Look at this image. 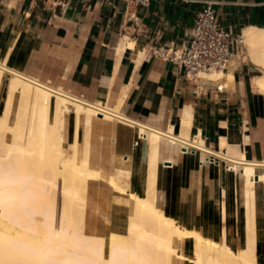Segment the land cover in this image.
<instances>
[{
    "label": "crops",
    "instance_id": "0c3cea01",
    "mask_svg": "<svg viewBox=\"0 0 264 264\" xmlns=\"http://www.w3.org/2000/svg\"><path fill=\"white\" fill-rule=\"evenodd\" d=\"M205 2L226 31L264 30V0H150L147 7L130 0H0L1 66L88 105L114 110L133 124L89 117L70 107L59 114L56 98L50 100L49 123L59 131L61 155L96 176L87 180L84 193L85 234H125L133 214L131 196L147 197L153 167L154 204L167 218L234 253L246 250L242 172H226L222 162L200 165L205 154L189 155L166 139L154 154L149 137L152 130L170 133L234 160L264 163V93L253 86V79L264 74L250 62L247 48V59L224 73L226 78L196 85L185 80L179 67L153 55L156 47L182 50L188 45ZM12 80L8 72L0 80V119ZM20 97L15 93L11 98L10 125ZM140 127L146 129L141 138ZM263 172V167L255 169L257 175ZM262 191L257 183L254 249L259 257L264 253ZM64 201L58 192V211ZM173 244L178 255L193 258V240ZM185 259L174 256L172 264H191Z\"/></svg>",
    "mask_w": 264,
    "mask_h": 264
},
{
    "label": "bare ground",
    "instance_id": "6f19581e",
    "mask_svg": "<svg viewBox=\"0 0 264 264\" xmlns=\"http://www.w3.org/2000/svg\"><path fill=\"white\" fill-rule=\"evenodd\" d=\"M243 39L245 45L250 48V62L254 66L260 67L264 74V30L246 29L243 33ZM4 66L0 65V80L4 72L11 73L13 80L10 85L7 111L4 117L0 119V218L17 227L23 233L19 237L0 233V264H172L174 256L179 260L185 259L178 255L173 248V242L176 239L193 240V258L185 259L191 264H260L264 262L256 251H254L256 256H253L257 261L256 263L252 261L253 251L251 247V251L246 249L243 252L234 253L229 247L202 237L198 233L189 232L167 218L165 213L161 212L154 204L153 167L150 171V182L147 184L149 185L147 197L131 196L133 214L128 221L125 234L111 232L106 238L85 234L83 231L84 193L87 180L96 176L86 168L84 170L79 169L75 165L74 158L71 160L64 157L65 155H61L59 131L49 123L48 110L52 97L56 98V110L59 114L67 112V105L70 104L76 113H86L89 117H95L98 107L78 102L59 90L26 79ZM223 78H226V75L221 72H214L206 76V79L214 83ZM253 83L257 91L264 93V76L254 78ZM15 93L20 94L21 100L18 114L13 124L10 125L8 113L11 98ZM103 111L104 119L115 120L113 118L115 116L114 110L104 108ZM123 123L133 125L127 119ZM140 128L142 135H144L146 129ZM8 136L10 137L9 141H7ZM149 137L154 154L161 139H166L173 146H176L174 141L179 140L170 133H160L153 130L150 131ZM127 141L129 140L127 139ZM184 144L187 146L189 155L197 156L206 151L197 140L195 142L184 141ZM205 159L199 163H204ZM231 161L238 164L236 166L232 164V167L236 172H242L243 179H245L246 228L255 226L254 200L257 183L262 185L263 189L264 223V172L258 175L255 173V169L264 166V164L250 163L245 160L231 159ZM60 171L61 177H59ZM114 188L123 193L117 186L114 185ZM58 192L65 199L60 211L56 208ZM37 216L42 219L43 225L40 227L42 229L37 228L39 226L36 225L39 222H36ZM57 221H59L58 224ZM202 230L201 232H203ZM29 232L41 235L39 244H30L22 239L27 236L24 233ZM250 242L249 244H253ZM248 254L251 256H247Z\"/></svg>",
    "mask_w": 264,
    "mask_h": 264
},
{
    "label": "built area",
    "instance_id": "2783aa9c",
    "mask_svg": "<svg viewBox=\"0 0 264 264\" xmlns=\"http://www.w3.org/2000/svg\"><path fill=\"white\" fill-rule=\"evenodd\" d=\"M130 1L139 7H147L150 2V0ZM246 48L243 34L226 31L219 23L211 3L205 2L202 9L196 15L192 37L188 45L182 50L171 46L156 47L153 50V55L179 67L183 72L185 80L196 85L200 81L212 82L206 79V76L211 73H226L228 70L235 68L237 64L242 63L247 59ZM222 89L223 85L216 87L217 91H221ZM71 98L87 105L80 99ZM68 107L73 108L70 104L67 105V108ZM97 107L96 117H103L104 108L100 106ZM113 118L121 122L126 121L116 113ZM141 137H143V135L139 136V138ZM174 143L180 150L187 151V146L184 144L183 140L179 139L174 141ZM203 153L206 155V159L204 163H200V165L218 166L219 163L222 162L224 163L226 172L239 173V171L236 172L232 167V164H234V166L238 164L233 163L231 158L207 150ZM262 167L264 168V166Z\"/></svg>",
    "mask_w": 264,
    "mask_h": 264
},
{
    "label": "rangeland",
    "instance_id": "374dc122",
    "mask_svg": "<svg viewBox=\"0 0 264 264\" xmlns=\"http://www.w3.org/2000/svg\"><path fill=\"white\" fill-rule=\"evenodd\" d=\"M247 47V49H248V57L250 58V48L248 47V46H246ZM250 61H251V59H249ZM252 63V62H251ZM252 65H253V63H252ZM254 66V65H253ZM256 67V66H255ZM256 68H258L260 71H261V73H262V70L259 68V67H256ZM262 75V74H261ZM260 75V76H261ZM230 77V76H229ZM253 81H254V79H253ZM216 83H219V81L218 82H216ZM253 86H254V83H253ZM37 221H39V222H37ZM41 221H42V219L39 217V216H37L36 217V222H37V228H40V227H42L41 225H43V222L41 223ZM39 223V224H38ZM40 229H42V228H40ZM256 229H255V226H253V227H247L246 228V233H247V242H248V244H247V247H246V249H247V251H251V248H252V251H253V254H252V261H255L254 263H256V259H255V257L254 256H256L255 254V249H254V245H255V235H256V231H255ZM0 233H4V234H6V235H8V236H13V237H19V236H22V233L23 232H21L17 227H15V226H13V225H11V224H9V223H7V222H5L4 220H2L1 218H0ZM25 235H27L26 237H23L22 239L24 240V241H26V242H28V243H30V244H39V242H40V240H41V235H39V234H34V233H24ZM263 238H264V223H263ZM252 241H251V240ZM253 242V244L251 243V242ZM249 242L252 244V246H251V244H249ZM263 245H264V240H263ZM251 247V248H250ZM254 255V256H253ZM247 256H251V255H247ZM261 259H263L264 260V253H263V256L261 257ZM260 264H264V262L263 263H260Z\"/></svg>",
    "mask_w": 264,
    "mask_h": 264
}]
</instances>
